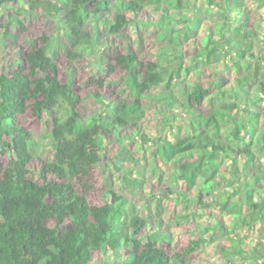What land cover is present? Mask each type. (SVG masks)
<instances>
[{
  "label": "trees",
  "instance_id": "trees-1",
  "mask_svg": "<svg viewBox=\"0 0 264 264\" xmlns=\"http://www.w3.org/2000/svg\"><path fill=\"white\" fill-rule=\"evenodd\" d=\"M253 1L264 8V0ZM246 3L69 0L61 9L45 0H0V7L20 5L23 13L39 6L49 13L63 10L66 32L78 40L66 51L69 58L93 54L96 46L86 24L103 12L113 18L105 27L112 34L128 24L139 29L143 20L159 27L156 60H139L130 48L115 56L125 64L123 84L130 97L113 101L103 91L102 60L90 77L101 89L86 96L93 102L87 119L77 110L66 118L50 115L54 158L37 166L36 144L23 115L31 110L39 118L61 100H79L71 81L59 79L51 52L56 37L40 36L36 48L0 72V264H194L196 252L206 245L220 256L217 264H264V66L253 53L264 12L251 23ZM143 11L157 18H139ZM190 42L196 49L192 54ZM231 71V82L214 89L198 79ZM203 102L211 107L202 110ZM150 106L152 118L182 127L183 134L140 132ZM123 131L131 132L141 148L150 144L154 163L185 159L171 180L197 193L183 199L185 212L179 216L207 221H194V230L184 228L198 236L175 250L161 246L167 235L156 229L158 219L151 223L126 197L103 187L98 167L109 162L120 171L117 162L124 158L138 161L121 138ZM108 138L116 148L106 162ZM128 172L121 173V181L133 186L138 179ZM97 192L101 196L93 198ZM247 229L259 233L251 245L239 236Z\"/></svg>",
  "mask_w": 264,
  "mask_h": 264
},
{
  "label": "rangeland",
  "instance_id": "rangeland-1",
  "mask_svg": "<svg viewBox=\"0 0 264 264\" xmlns=\"http://www.w3.org/2000/svg\"><path fill=\"white\" fill-rule=\"evenodd\" d=\"M50 1L53 5L63 9L68 4L69 0H45ZM247 14L251 23H254L258 17V13L264 12V8H260L255 1L247 0ZM23 7L27 5L21 3ZM20 6V5H19ZM19 6L9 8L7 5L0 7V72L7 71L9 68L15 66L18 56L23 55L26 51L36 48L41 41L39 40L42 35H52L56 37V41L51 48V52L54 54L57 60L58 76L63 82L69 80L72 83V90L79 96L78 102L71 104L66 100H61L59 104L53 108L49 113H42L39 118L32 115L31 110H28L22 117V123L25 128L31 133L34 143L36 144V166L40 162H46L54 158L55 149L52 144V139L49 134V117L50 115H58L61 118H66L72 111L77 110L80 118H84L89 115L93 102L87 99L86 96L92 91L101 89V87L91 80V75L100 66L101 61L105 62L101 67L104 69L103 91L107 93L111 100H119L122 98H129L130 93L126 87H124L125 77V64L117 63L115 56L121 51L127 48L132 49L138 55L139 60H156L158 57L154 55L155 51H158L159 42L155 38L154 34L158 31L159 27L152 26L146 22H141L139 29L134 24H128L125 30L119 34H112L105 30L106 22L112 21V16L103 12L100 14V18L97 20H88L86 29L91 35V40L95 43V51L91 56L85 55L83 57L69 58L66 55L67 50L74 49L77 44V38H74L66 32V25L63 22L64 11L52 13L42 9V6L35 8L34 10H28L27 13L20 11ZM126 15H128L126 13ZM141 19L154 17L156 14H152L148 11H143L138 15ZM258 38H256V46L253 49V53L258 55L264 66V20L261 22V26L258 31ZM191 50L189 53L195 52L194 43H189ZM16 50L19 51L16 53ZM100 63V64H99ZM208 72V70H206ZM234 73L231 71V75L225 74L217 77L212 73L204 74L198 78L204 85H208L211 89L215 86H221L223 84H229L232 80ZM102 91V90H101ZM152 91H157L153 89ZM211 107L210 103L203 102L201 105L202 110H207ZM154 115L153 108H149L148 119L141 121L138 125L140 132L154 133L157 129L164 131L170 138L171 132H176L177 135L183 134L182 127L180 130L170 128L167 125H163L158 119L152 118ZM87 117H85V120ZM131 132H122V139L128 147V150L133 153L138 161H129L124 158V161L117 162L121 164L120 171L118 169L111 168L108 161L113 156V150L116 145L113 144L110 138L104 140L106 147L105 155L103 159L108 162L104 163L102 169L98 167L97 171L104 177L103 187L105 189H111L119 195H123L127 198L132 206L137 210V213L146 217L151 223L154 220H159L160 224L156 229L167 235V238L161 243V246L166 249L175 250L184 245L189 239L196 238L197 232L188 234L184 232V228L192 226L194 221H207V218H190L182 219L180 214L185 212L183 205V199L188 197L193 199L195 197V190H188V188L179 183L175 185L170 177L173 169L185 159H175L174 161L162 162L157 160L155 163L152 159L151 146L148 144L145 148L139 147L138 142L131 138ZM129 171V172H128ZM128 172L129 175L135 180L138 179V183L133 186L123 184L121 181V173ZM176 192V191H178ZM101 196V193H92L93 198L95 195ZM193 209L198 207L197 202L191 204ZM185 217V216H183ZM208 221H210L208 219ZM225 223H228L225 220ZM154 227V225H153ZM240 235H245V243L251 245L256 241L259 233L253 230H243ZM169 236V239H168ZM235 236H228V239H232ZM168 251L169 253L171 251ZM122 254L126 253V250L121 251ZM196 258H198L194 264H210L220 263V256L210 246L206 245L200 252H196Z\"/></svg>",
  "mask_w": 264,
  "mask_h": 264
}]
</instances>
